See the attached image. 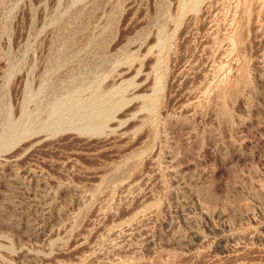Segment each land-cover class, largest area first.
Here are the masks:
<instances>
[{"label":"rangeland","instance_id":"obj_1","mask_svg":"<svg viewBox=\"0 0 264 264\" xmlns=\"http://www.w3.org/2000/svg\"><path fill=\"white\" fill-rule=\"evenodd\" d=\"M0 264H264V0H0Z\"/></svg>","mask_w":264,"mask_h":264}]
</instances>
